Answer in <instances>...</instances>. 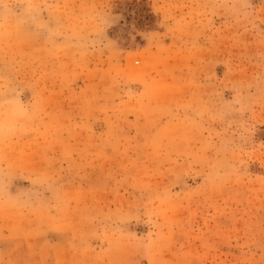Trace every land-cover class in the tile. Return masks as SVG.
Instances as JSON below:
<instances>
[{
    "label": "rangeland",
    "instance_id": "rangeland-1",
    "mask_svg": "<svg viewBox=\"0 0 264 264\" xmlns=\"http://www.w3.org/2000/svg\"><path fill=\"white\" fill-rule=\"evenodd\" d=\"M0 264H264V0H0Z\"/></svg>",
    "mask_w": 264,
    "mask_h": 264
}]
</instances>
